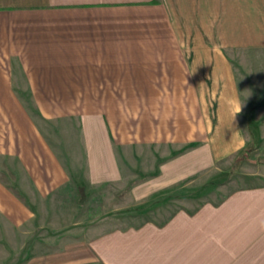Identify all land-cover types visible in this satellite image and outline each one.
Here are the masks:
<instances>
[{
    "label": "crops",
    "instance_id": "crops-1",
    "mask_svg": "<svg viewBox=\"0 0 264 264\" xmlns=\"http://www.w3.org/2000/svg\"><path fill=\"white\" fill-rule=\"evenodd\" d=\"M261 51L264 0H0L5 176L12 183L26 176L18 188L37 200L69 179L58 160L55 171L34 153L29 161V137L40 132L29 124L21 101H140L132 138L112 135V113L107 125L99 124L97 114L84 119L85 143L89 132L92 137L88 182L120 178L111 138L162 146L200 141L186 154L161 161L149 180L135 184V194L150 192H141L145 184L157 190L182 180L241 147L247 114L237 108L241 100H253L254 87L264 82V61L254 58ZM5 118L15 123L4 124ZM202 133L211 135L203 139ZM14 161L22 169L18 175L9 168ZM10 187L0 175V230L9 250L12 230L24 234L38 212ZM238 243L243 252V243L264 251V184L237 190L193 216L178 212L161 227L145 223L67 240L60 249H38L18 263L9 252L0 263L237 264Z\"/></svg>",
    "mask_w": 264,
    "mask_h": 264
},
{
    "label": "rangeland",
    "instance_id": "rangeland-1",
    "mask_svg": "<svg viewBox=\"0 0 264 264\" xmlns=\"http://www.w3.org/2000/svg\"><path fill=\"white\" fill-rule=\"evenodd\" d=\"M254 55L255 60L264 61V52H255ZM253 95V100L240 101L242 111L247 114L243 121L246 130L242 131L244 140L240 148L229 150L228 155L216 157L210 166L167 187L151 190L152 186L145 184L141 192H150L139 197L135 194V184L144 178L149 180L161 161L186 154L197 148L200 141L162 146L130 142L118 144L111 138V152L118 163L120 178L91 184L87 180V157L92 137L89 132L85 143L84 119L97 114L95 117L99 124L107 125L112 113V135L132 138L134 117L138 119L141 111L138 109L140 101H21L29 114V124L36 125L40 132L38 137H29V161H33L34 153L35 159L43 162L48 167L46 169L55 171L58 160L69 179L61 187L50 191L44 200H37L36 195L29 194L28 188L26 192L18 188V184L25 185L26 176L12 183V179L5 176V165H0L2 180L14 188L29 207L38 211L23 229L26 231L24 234L12 230L11 250L3 243L5 230H0V256L3 258L6 253L14 252L17 258L13 263H18L38 249L44 252L60 249L67 240L145 223L161 227L178 212L193 216L203 206H218L237 190L264 184V82L257 83ZM205 119L209 120L207 116ZM12 122L15 123V120L5 118L4 124ZM12 133L15 138L16 132ZM7 134L4 132L3 136ZM209 135L211 133H202L200 137L206 139ZM11 167L17 175L22 171L15 161L9 165ZM23 240L25 243L22 244ZM243 244L247 252L240 251L242 243H238V250L234 253L237 264H264L262 249H258L256 244ZM251 254L254 259L245 262V256Z\"/></svg>",
    "mask_w": 264,
    "mask_h": 264
},
{
    "label": "clouds",
    "instance_id": "clouds-1",
    "mask_svg": "<svg viewBox=\"0 0 264 264\" xmlns=\"http://www.w3.org/2000/svg\"><path fill=\"white\" fill-rule=\"evenodd\" d=\"M249 95H250V94H249ZM241 107H242V105H241V106H238V108H237V112H238V113L240 112Z\"/></svg>",
    "mask_w": 264,
    "mask_h": 264
},
{
    "label": "trees",
    "instance_id": "trees-1",
    "mask_svg": "<svg viewBox=\"0 0 264 264\" xmlns=\"http://www.w3.org/2000/svg\"><path fill=\"white\" fill-rule=\"evenodd\" d=\"M165 224V223H164ZM161 225H163V224H161Z\"/></svg>",
    "mask_w": 264,
    "mask_h": 264
}]
</instances>
